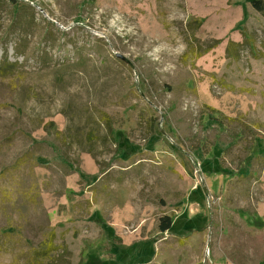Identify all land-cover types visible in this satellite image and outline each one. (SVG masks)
Segmentation results:
<instances>
[{
  "label": "rangeland",
  "instance_id": "1",
  "mask_svg": "<svg viewBox=\"0 0 264 264\" xmlns=\"http://www.w3.org/2000/svg\"><path fill=\"white\" fill-rule=\"evenodd\" d=\"M6 59L0 264H264L249 0H0Z\"/></svg>",
  "mask_w": 264,
  "mask_h": 264
},
{
  "label": "trees",
  "instance_id": "2",
  "mask_svg": "<svg viewBox=\"0 0 264 264\" xmlns=\"http://www.w3.org/2000/svg\"><path fill=\"white\" fill-rule=\"evenodd\" d=\"M250 5L253 9L260 12L264 16V0H249ZM15 65V62L5 60L0 62V75L8 74L12 67ZM172 225V220L168 215H164L160 218L158 228L161 232H164L170 229Z\"/></svg>",
  "mask_w": 264,
  "mask_h": 264
},
{
  "label": "water",
  "instance_id": "3",
  "mask_svg": "<svg viewBox=\"0 0 264 264\" xmlns=\"http://www.w3.org/2000/svg\"><path fill=\"white\" fill-rule=\"evenodd\" d=\"M115 55L118 57V58H120V59H122V60H124L125 62H127L128 64H131L128 60H127V58H125L123 55H121L120 53H115Z\"/></svg>",
  "mask_w": 264,
  "mask_h": 264
}]
</instances>
